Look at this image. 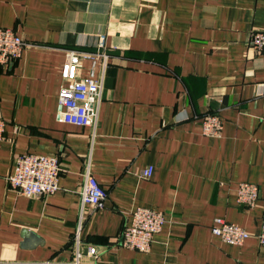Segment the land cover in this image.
I'll return each instance as SVG.
<instances>
[{
  "label": "crops",
  "instance_id": "0c3cea01",
  "mask_svg": "<svg viewBox=\"0 0 264 264\" xmlns=\"http://www.w3.org/2000/svg\"><path fill=\"white\" fill-rule=\"evenodd\" d=\"M0 28L33 45L0 70V264H72L77 251L82 264H264V53L250 45L264 0H0ZM100 35L112 62L97 125L60 122L66 50L95 51ZM206 114L220 136L202 134ZM29 153L61 158L52 195L9 189ZM86 169L108 191L102 208H81ZM242 183L260 188L254 208L238 204ZM137 207L165 216L148 252L120 245ZM217 219L251 237L224 242Z\"/></svg>",
  "mask_w": 264,
  "mask_h": 264
},
{
  "label": "built area",
  "instance_id": "2783aa9c",
  "mask_svg": "<svg viewBox=\"0 0 264 264\" xmlns=\"http://www.w3.org/2000/svg\"><path fill=\"white\" fill-rule=\"evenodd\" d=\"M250 45L256 54L264 53V31L252 34ZM33 46L12 29L0 28V70L13 68L24 51ZM107 36L100 35L95 51L78 49L66 50L65 62L61 69L63 85L59 93L58 119L60 122L79 127H96L103 97L106 72L112 62L108 52ZM86 62L89 66H86ZM99 72V73H98ZM6 121L0 114V143L5 140ZM202 134L207 137L220 136L223 122L216 114H206L201 118ZM151 169L143 172V177L151 176ZM63 172L61 158L38 154H25L16 158L15 167L7 178L8 187L26 198L46 197L58 190ZM261 198L260 188L254 184L242 183L237 193L238 204L254 208ZM81 208H102L108 199V191L90 173L85 172V181L80 192ZM83 214V213H82ZM130 222L125 226L120 245L138 252H148L155 235L161 232L165 216L152 209L137 207L128 213ZM79 230L84 217L81 215ZM215 236L231 245H242L251 234L244 228L217 219L212 227ZM264 246V220L258 236ZM78 243L80 241L77 236ZM95 254V248H89ZM83 256L77 251L72 264H82ZM34 264H62L57 260H46Z\"/></svg>",
  "mask_w": 264,
  "mask_h": 264
}]
</instances>
